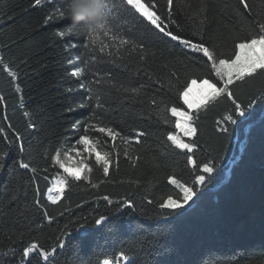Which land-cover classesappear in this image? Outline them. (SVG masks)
Returning a JSON list of instances; mask_svg holds the SVG:
<instances>
[{"label": "trees", "instance_id": "1", "mask_svg": "<svg viewBox=\"0 0 264 264\" xmlns=\"http://www.w3.org/2000/svg\"><path fill=\"white\" fill-rule=\"evenodd\" d=\"M140 2L160 16L170 11V30L202 42L217 61L234 59L264 25V0ZM57 7L56 0H0V264L119 257L128 264H264V73L233 80L237 102L253 107L222 134V117L234 111L229 99H207L194 110L183 101L192 80H217L202 53L131 9H113V31L101 35L100 51L86 34L58 35L74 25L56 17ZM173 107L189 114V136L179 134ZM169 135H180L191 152ZM85 136L93 149L78 143ZM205 162L215 163L211 175L202 172ZM201 174L205 183L195 185ZM54 179L65 191L52 201ZM171 179L196 191L175 211L160 207L182 198ZM32 244L42 256L26 263Z\"/></svg>", "mask_w": 264, "mask_h": 264}, {"label": "snow or ice", "instance_id": "2", "mask_svg": "<svg viewBox=\"0 0 264 264\" xmlns=\"http://www.w3.org/2000/svg\"><path fill=\"white\" fill-rule=\"evenodd\" d=\"M44 3V0H34V6H41ZM56 3L60 5V7L56 8L55 15L57 18H63L65 16V0H56ZM168 5H172V0H168ZM154 7V6H153ZM247 7V5H245ZM113 9L117 11L122 9H131L134 10L135 13H139L142 17H144L147 22L154 26L155 30H158L159 33L163 34L166 37H170L173 41H178L180 45L184 48L189 49L193 53H202L201 58H207V61L211 62V70L214 71L215 77L217 78L215 83L209 81V79H201L200 83L197 85V80H192L191 84L185 85L183 91V100L185 105L191 106L193 101L188 99L191 94L192 87L196 86L198 89V95L201 99H213L217 97L224 96L229 99L234 106V111L229 113L225 117H222V123L220 124L219 131L222 134H226L229 131V125H235L238 122L239 118L245 117L246 113H248L252 107L253 103L250 101L247 105H243L235 99L234 93L230 90V86L233 84V80L242 81L246 76L251 77L254 74H257L258 70L261 73H264V51L258 53L257 47L259 46L261 49H264V25H261L260 35L258 38H253L250 43H240L238 48L240 52L235 54V58L229 59H219L217 62L216 53L214 50H210L208 47H205L204 44L201 43H193L188 39H183L178 35H175L173 31L170 30V27L167 21L170 19V11L165 16L158 15L155 11H149L148 8L145 7L144 3L139 2V0H118V3H112L111 0H106V16H107V26L101 32H89L84 33L81 29H76L75 26H72L71 29H64L58 32V35L62 38L68 35H84L86 34L89 41L92 44H96L101 41V35L107 37L110 32L113 31V19L114 12ZM116 38V37H114ZM120 44L124 45L129 43L128 39H120ZM106 45L101 46L100 51L104 50ZM79 71H74L73 75H79ZM223 82L222 87H218L217 85ZM81 87H84L82 84ZM135 91V89H133ZM261 99H264V96H261ZM171 113L173 116H178L183 119V123H187V112L186 111H178L177 107L171 108ZM31 126V125H30ZM177 126H180L178 123ZM104 131L103 128L100 129ZM186 131L192 132V128H187ZM169 140H172L177 148L187 149L189 152L192 150L191 144L181 143L179 140L175 138V136L169 135ZM78 143L83 145H88L89 141L87 137H81ZM188 163L195 164L192 156H188ZM97 160H100L99 154L97 155ZM104 164V172H108V160H103ZM20 167L27 169L29 165L27 163H20ZM199 167V165H196ZM215 170L214 162H205L202 165V172L204 174L211 175ZM35 171V169H33ZM206 177L205 175H197L195 177L194 184L195 185H203L205 183ZM170 183L177 185L182 193V198L173 199L169 197L165 202L160 204L161 208H167L170 210H177L184 208L185 205L188 204L189 201L193 199L196 195V191L193 186H187L185 183H182L178 180L171 179ZM50 199L55 200L54 197H49ZM104 217H101L95 221L97 225L101 224L104 221ZM64 245H61L63 247ZM37 249L36 244H32L30 247L24 250L23 255L28 257L30 253H34V250ZM127 264V262H125Z\"/></svg>", "mask_w": 264, "mask_h": 264}, {"label": "clouds", "instance_id": "3", "mask_svg": "<svg viewBox=\"0 0 264 264\" xmlns=\"http://www.w3.org/2000/svg\"><path fill=\"white\" fill-rule=\"evenodd\" d=\"M65 17L82 32H101L107 26L106 0H65Z\"/></svg>", "mask_w": 264, "mask_h": 264}, {"label": "rangeland", "instance_id": "4", "mask_svg": "<svg viewBox=\"0 0 264 264\" xmlns=\"http://www.w3.org/2000/svg\"><path fill=\"white\" fill-rule=\"evenodd\" d=\"M139 2H140V0H139ZM146 8H147V7H146ZM148 10H149V9H148ZM149 11H150V10H149ZM262 51H264V49H261V48L258 46V47H257V52L260 53V52H262ZM239 52H240V50H239ZM217 62H218V61H217ZM199 83H200V82L197 81V85H198ZM190 84H191V83H190ZM188 99H189L190 101H193V103H192L191 106L186 105V106L188 107L189 110H194V109L198 108L199 106H201L202 104H204V103L207 101V99H201V97L198 95V89H197L196 86H193V87H192V91H191V94L189 95ZM183 101H184V100H183ZM178 111H181V110H178ZM187 114H188V113H187ZM176 117L179 119V124H180V126H178L179 134H180V135H184V136H189V135L191 134V132L186 131L187 128H190V126H189V114L187 115V123H183V122H182L184 118H181V117H178V116H176ZM180 135H178V136H177V135H174V136H175V138H176L177 140H179L181 143L189 144L187 141L181 139V138H180ZM88 141H89V143H88V145H86V146H87L88 148H90V149H93V148H94L93 143H92L89 139H88ZM181 149H183V148H181ZM183 150H185V149H183ZM234 160H235V159H234ZM236 161H238V159H236ZM236 161H234V162H236ZM64 170H65V172H66L67 174L72 175V176H74V177H80V176H81V173H82L81 169H78V168H76V167L65 166V167H64ZM53 183H54V184L57 183V184L59 185V189L62 187V188L60 189L61 193L65 191V183H64L63 180H61V179H54V180H53ZM53 183H52V185H53ZM53 254H54V253H53ZM125 262H127V264H128V263H129V259H125V258L119 257L118 260L115 261V262L105 261L103 264H125Z\"/></svg>", "mask_w": 264, "mask_h": 264}, {"label": "water", "instance_id": "5", "mask_svg": "<svg viewBox=\"0 0 264 264\" xmlns=\"http://www.w3.org/2000/svg\"><path fill=\"white\" fill-rule=\"evenodd\" d=\"M244 142H246V140H244ZM242 151V150H241ZM240 157V154L238 156H236L235 160H233V162L230 164L229 168L226 170V174H225V180L221 183V185H223L224 183H226L228 177H229V174H230V170L233 166V164L235 163L234 161H236V159H239ZM63 247H60L59 249H62ZM57 250V249H56ZM34 254H39L42 256V254L37 250L35 249L34 250V253H30L28 257H26V263H28V261L30 260V258L32 257V255ZM43 262H46V259L43 257Z\"/></svg>", "mask_w": 264, "mask_h": 264}, {"label": "bare ground", "instance_id": "6", "mask_svg": "<svg viewBox=\"0 0 264 264\" xmlns=\"http://www.w3.org/2000/svg\"><path fill=\"white\" fill-rule=\"evenodd\" d=\"M52 187H53L52 197L57 198L60 195V189L62 187L59 189V185L57 183H55V184L53 183ZM56 189H57V192L54 193V190H56Z\"/></svg>", "mask_w": 264, "mask_h": 264}, {"label": "built area", "instance_id": "7", "mask_svg": "<svg viewBox=\"0 0 264 264\" xmlns=\"http://www.w3.org/2000/svg\"><path fill=\"white\" fill-rule=\"evenodd\" d=\"M55 192H57V189H56V190H54V193H55Z\"/></svg>", "mask_w": 264, "mask_h": 264}]
</instances>
